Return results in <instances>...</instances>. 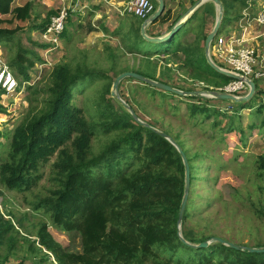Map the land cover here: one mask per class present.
Here are the masks:
<instances>
[{
	"label": "rangeland",
	"instance_id": "obj_1",
	"mask_svg": "<svg viewBox=\"0 0 264 264\" xmlns=\"http://www.w3.org/2000/svg\"><path fill=\"white\" fill-rule=\"evenodd\" d=\"M28 1L31 2V17L25 29L11 40L0 42V58L20 83L24 78L16 66L10 64L11 59L23 52L34 60V67L28 70L34 79L33 84L0 101L6 108L3 121V115L0 114V167L9 160L15 128L44 110L53 68L64 63L73 69L80 66L90 74L73 86V104L82 110L84 120L93 128L90 147L86 153L88 158L100 156L112 141H117L125 128L114 126V122L119 116L126 118L132 109L141 120L167 132L176 142L181 141L183 147L180 146L187 158H191L190 172L194 178L186 204L190 214L185 222L180 223L182 234L190 231V236L195 239L210 238L209 245L215 243V237H220L242 245L264 247V173L258 168V159L264 154V107L262 111L258 110L259 106H264V76L256 78L258 89L256 88L252 97V106L246 107L241 106V102L232 100L212 102L209 98L203 100V97L196 99L151 91L145 83L132 77L123 79L117 94L112 95L115 78L124 71L134 70L145 74L152 71L159 78L160 73L165 72L173 76L167 82L172 86H179L176 87L178 89L194 92L200 89L207 92L208 89L201 86V79L191 77L187 68L182 69L183 71L179 69L182 63L176 58L154 54L168 46L175 49L180 43L194 39L200 18L195 22L193 31L191 30L193 35H188L191 38L185 37V29L164 45L165 43L153 44L148 41L139 30L142 19L130 15L135 20L132 32L129 36H119L120 40L117 41L115 37H106L104 16L95 13V10L104 12V0ZM216 7L215 11L214 8L209 10L213 14L209 15L212 28L220 10L219 6ZM63 8L70 9L71 15L61 34L59 46L48 52L50 45L45 43L48 41L42 37L40 30H33L32 27L45 21L50 12H55V15ZM115 9L119 15L128 14L120 12L117 7ZM263 10L264 0H248L246 7L236 2L232 21L221 24L219 30L224 35L238 31L246 12V20L252 24L256 67L262 71L264 25L255 23V17ZM130 24L129 20L124 31H127ZM112 33H115V29ZM110 39L114 41H109ZM210 53L218 64L219 59ZM156 60L164 62L161 68L155 66ZM220 64L225 65L221 61ZM249 91L248 86L238 96H244ZM195 103H205L207 107L216 108L220 113L214 114L212 110L209 116L200 111L193 114L191 106ZM75 137L76 135L58 148L48 160H42L37 169L32 170V183L22 191L9 188L0 174V208L20 232L15 247L8 244L0 248V261L2 256L8 255V262L12 263L50 264L52 254L41 247L38 238V231L44 223L53 239L66 250L82 251V236L79 231L55 225L51 211L43 206L36 207L43 200L56 196L60 177V168L56 164L62 149H67L74 157L78 156ZM133 154L130 151L128 157L122 158L127 172L139 166V162L133 159ZM95 169L101 173L107 171L104 161ZM31 246L36 250H32ZM192 253L194 252L184 247L172 249L155 246L153 253L147 256L141 253V258L145 264H193L188 257ZM192 257H196V253Z\"/></svg>",
	"mask_w": 264,
	"mask_h": 264
},
{
	"label": "trees",
	"instance_id": "obj_2",
	"mask_svg": "<svg viewBox=\"0 0 264 264\" xmlns=\"http://www.w3.org/2000/svg\"><path fill=\"white\" fill-rule=\"evenodd\" d=\"M153 1L155 12L158 2ZM221 2L224 8L222 24L232 21L236 2L243 7L248 5V0ZM204 5L208 11L214 8L211 2ZM30 9L31 2L28 0H0V42L11 40L25 29L31 17ZM171 13V9H167L159 19L166 22L170 20ZM195 14L197 13L187 23ZM50 19L48 17L40 25H33L32 29L44 30ZM205 24V18L200 17L194 39L180 43L175 49L168 46L154 54L161 57L172 56L182 63L179 69L187 68L191 77L207 80L206 83L216 87L223 86L233 79L219 73L209 64L205 49V40L209 33L205 32ZM66 32L67 29L64 36ZM221 34L220 31L217 33L212 46ZM11 60L10 64L16 66L24 80H31L28 70L34 67V60L23 52L17 53ZM154 63L160 68L164 64L159 60ZM89 74L90 72L82 70L80 66L73 69L67 63L53 68L44 110L15 128L10 143L9 160L0 167L3 182L9 188L22 191L32 183V170L37 169L42 160H48L51 154L76 135L78 156L74 157L67 149H62L56 164L60 168L56 196L43 200L36 207L43 206L51 211L55 225L66 230L79 231L82 236V251L66 250L53 239L45 223L38 231L41 247L50 251L60 264H145L141 253L147 256L153 253L155 246L172 249L184 247L191 250L196 253V257H192L194 253L188 256L193 264H264V252L238 250L215 239L214 244L203 248L191 247L181 241L178 236V219L186 187L182 155L170 140L136 121L131 113L126 118L119 116L114 122V126L125 128L117 141H112L100 156H86L93 128L84 120L82 110L73 104V86ZM141 74L167 84L173 78L165 72L160 73V78L152 71ZM255 83L258 89L257 79ZM146 85L151 91L177 96L176 93ZM174 86L179 87L175 84ZM193 93L185 96L201 99L198 92ZM5 96L6 93L0 88V101ZM252 102L251 98L239 104L246 107L252 106ZM199 103L191 106L193 114L200 111L209 116L212 110L214 114L220 113L216 108ZM263 107L259 106L258 110L262 111ZM0 112L4 118L6 108L1 102ZM112 126L113 124L110 125ZM177 143L181 145V141ZM130 151L134 152L132 157L139 162V166L127 172L122 158L128 157ZM103 161L107 171L101 173L95 167ZM188 161L191 164V158ZM258 168L264 173V154L258 159ZM193 178L191 174V181ZM189 214L186 207L182 222H185ZM19 234L12 220L6 218L0 208V248L8 244L15 247ZM183 234L192 243L199 244L210 239H195L190 236V231ZM31 249L36 250L33 246ZM8 260V255L1 258V261Z\"/></svg>",
	"mask_w": 264,
	"mask_h": 264
},
{
	"label": "built area",
	"instance_id": "obj_3",
	"mask_svg": "<svg viewBox=\"0 0 264 264\" xmlns=\"http://www.w3.org/2000/svg\"><path fill=\"white\" fill-rule=\"evenodd\" d=\"M122 13L126 12L131 15H135L142 20L148 19L155 10V3L153 0H129L123 5V8L117 7ZM71 15L70 9L63 8L58 14L51 17L49 23L44 30L41 31V35L49 44L48 52L55 50L61 39V34L65 29L68 17ZM247 13L244 12V16L240 22V29L238 31H231L226 35L221 34L217 38L216 42L212 46L214 55L219 59L218 65L222 68L232 71L238 74H242L252 80L264 76V71L257 68L256 50L252 43L254 36H252L251 23L246 20ZM255 23L264 25V10L261 11L255 17ZM220 61L225 65L220 64ZM34 79L25 80L20 84L15 74L10 70L9 66L0 58V88L6 93L5 97L13 96L19 92H22L26 86L33 84ZM201 86L208 89L197 91L201 94L200 97L209 98L211 100H220L212 97L210 91L218 90L223 92L232 93L238 96L249 85L244 80L233 79L226 85L213 86L208 83H204L201 80ZM4 118L1 119L3 121ZM50 253V252H49ZM52 254V253H51ZM0 264H21L12 263L8 261H0ZM45 264V263H40ZM50 264H60L53 255L50 258Z\"/></svg>",
	"mask_w": 264,
	"mask_h": 264
},
{
	"label": "water",
	"instance_id": "obj_4",
	"mask_svg": "<svg viewBox=\"0 0 264 264\" xmlns=\"http://www.w3.org/2000/svg\"><path fill=\"white\" fill-rule=\"evenodd\" d=\"M207 1H213L215 2V4H217L219 6V13H218V17L217 20L215 22L214 28L213 30L207 35V38L205 40V49H206V55H207V59L209 64L219 73H222L232 79H238V80H244L248 83L249 87H250V91L244 95V96H236L232 93H228V92H223V91H218V90H212L210 91L212 94V97H214L215 99H221V100H232L235 102H241V101H248L250 100L256 90V83L254 80L242 75V74H238L232 71H228L224 68H222L221 66H219L211 57V45L212 42L214 41L217 33L220 30L221 24H222V20H223V16H224V8L222 6V2L221 0H197L192 7L190 8V12L194 11L196 8H198L200 5H202L204 2ZM158 2V7L156 9V11L152 14V16L149 19H146L142 24H141V32L143 34V36L146 37V39H148V41H150L153 44H163L164 45L168 44L166 42L174 39V37L178 34V32L181 30L184 22L187 20V18L185 20H182L181 22H179L178 24H176L175 26L172 27V29L165 35L162 36H151L148 35L147 33V27L148 25L155 23L165 12L166 9V3L165 0H157ZM127 77H132L134 79H137L138 81L151 85L153 87L162 89L164 91H168V92H173L176 93L177 95H187V94H194V91H186V90H181L178 89L170 84L164 83L163 81H159V80H155L152 79L144 74H141L139 72L136 71H124L122 73H120L114 80L113 82V90H112V95H116L119 89V85L120 82L127 78ZM197 93V92H196ZM199 96H201L200 93H198ZM128 106V105H127ZM129 107V106H128ZM132 116L134 117V119L136 121H138L139 123H142L150 128H152L154 131L160 133L162 136H164L166 139L170 140L179 150V152L182 155L183 161H184V165H185V178H186V187H185V193H184V197L182 200V204H181V208H180V212H179V219H178V236L181 239V241H183L185 244L191 246V247H207L209 245V241H203L199 244H195L192 243L190 241H188L182 234V232L180 231V223L183 220V216H184V212L186 209V204L188 201V197H189V193H190V185H191V172H190V164L187 158V155L185 153V151L183 150V148L172 139V137L170 136V134H168L165 131H162L160 129H158L157 127L151 125L148 122H145L143 120H141L138 115L132 110L130 109ZM216 241L222 242L230 247H233L235 249H244V250H248L250 252H264V247H254V246H247V245H241L232 241H228L226 239L220 238V237H215L214 238Z\"/></svg>",
	"mask_w": 264,
	"mask_h": 264
},
{
	"label": "crops",
	"instance_id": "obj_5",
	"mask_svg": "<svg viewBox=\"0 0 264 264\" xmlns=\"http://www.w3.org/2000/svg\"><path fill=\"white\" fill-rule=\"evenodd\" d=\"M98 1H100V0H98ZM128 1L129 0H104V12H102L100 10H95L96 14L99 13V14L104 16V34L106 35V37H110V38L115 37V39H117V41H119L120 40L119 36H121V37L124 35L129 36V34L132 32L133 23H135V20H132L130 18L131 14L119 15L118 13H116V9H115V7L123 6ZM196 1L197 0H165V3H166L165 12L167 9H171V12H172L171 13L172 16H171L170 20L163 22L160 19H158L155 23L148 25V27H147L148 32L147 33L151 36L165 35L172 29L173 26H175L176 24H178L182 20H185L186 18L188 20L194 13H197V14L194 15V17L191 19L190 22L187 23V20H186L184 22L181 30L178 33L182 32V30L187 29V31L185 33V37L189 38L190 36L188 37V35H190V34L193 35V33H191V28L194 29L193 26H195V22L196 21L198 22L199 18L201 16H204L203 18H205V20H206V24H205V28H204L205 32L210 33L213 28H212L211 22L209 21V19L211 18L209 15H213V14L211 12H209L208 10H206V8L204 7L205 6L204 4H206L208 2L213 3L214 11L217 8L216 6H218V5L215 4V2H213V1H207V2H204L202 5H200L198 8H196L194 11L190 12V8L192 7V5ZM52 16H53V12H50L48 17L51 18ZM114 19H119L121 21L114 20ZM129 20L131 23L130 27L127 28V31H124L125 28L127 27L126 24ZM144 21L145 20H142L140 23L142 24ZM198 24H199V22H198ZM214 25H215V23H214ZM114 29H115L116 34L112 33V31ZM140 29H141V26H140ZM35 30H37V29H35ZM38 31H39V29H38ZM40 34H41V30H40ZM127 39L131 40L129 37ZM109 41H114V40L110 39ZM211 52L214 55L212 46H211Z\"/></svg>",
	"mask_w": 264,
	"mask_h": 264
},
{
	"label": "clouds",
	"instance_id": "obj_6",
	"mask_svg": "<svg viewBox=\"0 0 264 264\" xmlns=\"http://www.w3.org/2000/svg\"><path fill=\"white\" fill-rule=\"evenodd\" d=\"M25 81V80H24Z\"/></svg>",
	"mask_w": 264,
	"mask_h": 264
}]
</instances>
